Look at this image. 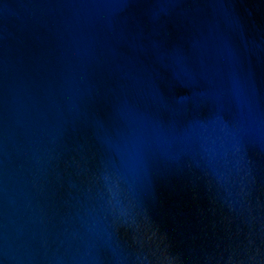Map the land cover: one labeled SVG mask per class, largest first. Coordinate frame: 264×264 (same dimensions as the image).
Returning a JSON list of instances; mask_svg holds the SVG:
<instances>
[{
	"label": "water",
	"instance_id": "1",
	"mask_svg": "<svg viewBox=\"0 0 264 264\" xmlns=\"http://www.w3.org/2000/svg\"><path fill=\"white\" fill-rule=\"evenodd\" d=\"M0 264H264V0H0Z\"/></svg>",
	"mask_w": 264,
	"mask_h": 264
}]
</instances>
